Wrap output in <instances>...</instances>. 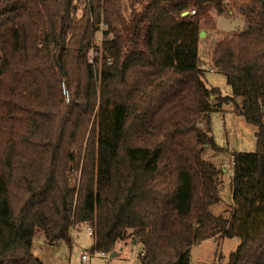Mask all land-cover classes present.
<instances>
[{
	"label": "trees",
	"instance_id": "obj_1",
	"mask_svg": "<svg viewBox=\"0 0 264 264\" xmlns=\"http://www.w3.org/2000/svg\"><path fill=\"white\" fill-rule=\"evenodd\" d=\"M227 14L244 27L210 69L232 96L199 52ZM226 103L257 127V150L232 153L229 219L204 156L223 150L211 114ZM83 224L92 255L136 240L140 264H192L195 244L239 238L229 264H264V0H0V264H45L36 234L73 246Z\"/></svg>",
	"mask_w": 264,
	"mask_h": 264
},
{
	"label": "rangeland",
	"instance_id": "obj_2",
	"mask_svg": "<svg viewBox=\"0 0 264 264\" xmlns=\"http://www.w3.org/2000/svg\"><path fill=\"white\" fill-rule=\"evenodd\" d=\"M214 21L215 29L203 30L206 35L199 44L200 57L206 67L208 86L219 88L223 96H232V88L227 83L226 77L219 72L211 71L210 59L215 44L224 37L242 29L244 21L236 14L215 17ZM102 39L103 37L98 34L97 44H101ZM234 108L232 103H226L219 111L211 114L212 135L216 144L223 149L218 152L222 158L218 159L216 164L217 167H225L224 169L227 171V173H222L223 168H220L221 200L212 206L211 211L214 215L223 216L227 219L231 218L234 209L231 198L232 174L228 172L231 169L230 157L233 152L254 153L257 150V127L247 123L242 116L234 115L232 112ZM199 126L206 130L205 121H201ZM218 153L214 152L212 148H207L204 156L207 160L209 154L217 157ZM88 227L90 226L87 224L74 227L72 230L73 246L67 243L50 245L45 234L40 232L36 234L33 241V254L45 264H80L83 255H88V264H140L143 247L140 243H135L136 240L120 243L116 249L119 255L114 259H110V256L102 257L98 254H90L94 240L92 236L88 235ZM240 244L239 238H219L218 240H207L195 244L191 249L192 264H229L231 253L236 251Z\"/></svg>",
	"mask_w": 264,
	"mask_h": 264
},
{
	"label": "built area",
	"instance_id": "obj_3",
	"mask_svg": "<svg viewBox=\"0 0 264 264\" xmlns=\"http://www.w3.org/2000/svg\"><path fill=\"white\" fill-rule=\"evenodd\" d=\"M191 13L194 15L195 14V11H192ZM95 55H96V53L94 51H92L91 58H90V61L91 62H93V58H94ZM63 92H64V95H65L67 101L69 102L70 101V95H69V92L67 91V89L65 87V84L63 85ZM233 165H234V163H233V160H232V166ZM87 232H88V235L89 236H93V229L91 227H88ZM100 256L107 257L109 255L108 254H105V253H102V254H100ZM88 260H89L88 255H83L80 264H88Z\"/></svg>",
	"mask_w": 264,
	"mask_h": 264
},
{
	"label": "crops",
	"instance_id": "obj_4",
	"mask_svg": "<svg viewBox=\"0 0 264 264\" xmlns=\"http://www.w3.org/2000/svg\"><path fill=\"white\" fill-rule=\"evenodd\" d=\"M201 58V57H200ZM202 60V59H201ZM232 112H234V115H236V112H235V110H233ZM218 156L216 157L215 155H212V154H209L208 155V158H207V162L209 163V164H212V165H214L216 168H218L219 170H220V168H223L221 171H222V173H227V171L224 169L225 167H217V160L218 159H221L222 157H221V155L218 153L217 154ZM232 160H233V158H232V156L230 157V161H231V169L230 170H228V172H230L231 174H233V166H232ZM223 164V163H222ZM221 164V165H222ZM232 176V175H231ZM231 198H232V194H231ZM232 200H233V198H232Z\"/></svg>",
	"mask_w": 264,
	"mask_h": 264
},
{
	"label": "water",
	"instance_id": "obj_5",
	"mask_svg": "<svg viewBox=\"0 0 264 264\" xmlns=\"http://www.w3.org/2000/svg\"><path fill=\"white\" fill-rule=\"evenodd\" d=\"M188 15H189L188 12H185V13L183 14V16H188ZM205 35H206V32H205V31H202V32L200 33V39H202ZM135 243H136V241H135ZM118 255H119L118 252H114V253H112V254L110 255V259H114V258H116Z\"/></svg>",
	"mask_w": 264,
	"mask_h": 264
}]
</instances>
